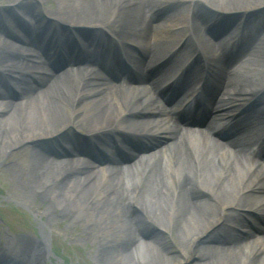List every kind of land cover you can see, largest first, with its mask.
<instances>
[{"label":"bare ground","instance_id":"obj_1","mask_svg":"<svg viewBox=\"0 0 264 264\" xmlns=\"http://www.w3.org/2000/svg\"><path fill=\"white\" fill-rule=\"evenodd\" d=\"M60 1V10L64 13L49 12L55 17L56 24L46 23L35 34L22 23L25 31L23 44L8 39L5 31L0 32V154L6 155L24 144H39L70 126L86 127L91 131L103 129L99 135L104 134L106 142H120L126 150L132 151L131 158L136 153L127 143L120 141L125 135L157 133L160 140L163 137L167 143L140 167L131 166L125 171L118 166L105 167V175L90 167L84 170L85 165L96 164L95 160L76 155L77 163L71 160L70 164H62L65 159L62 156L34 146L29 149V146L31 157L21 154L23 168H18L16 163L9 165L12 172L21 176L25 187L23 200L26 202L32 196H50L63 202L67 198L69 203L64 208L75 206L74 212L78 213L72 224L81 222L89 238L104 246L97 255L106 264L180 262L175 256L165 259L151 255V258L144 259L146 252L141 250L142 236L151 224L177 228L191 242H200L193 264H264V228H257L258 233L252 235L239 213V210L244 211L253 220L255 212L264 216V168L246 154L252 133L247 134L246 140L231 138L224 142L212 135V128L191 132L170 115L163 98L157 94L166 82L165 75L183 66V57L189 50L206 63L202 66L196 58L191 64L184 62L186 68L180 79L174 82L177 91L184 89L195 74H204L205 68L213 70L212 77H216V73L221 76L217 78L224 77L234 57L228 58L224 49L230 31H227V23L222 24L217 19L216 27L215 23L210 24L216 21L198 14L204 12H200L197 3L208 0H190L187 7L175 12L178 14L171 24L154 19L155 11L165 6L168 0ZM215 1L238 6L224 9L240 10L253 7L260 0ZM17 2L24 14L45 21L42 17L45 12L40 13L39 9L47 0ZM244 4L253 5L239 6ZM14 18L22 22L20 15ZM252 21L251 17L245 26ZM257 21L254 19L252 23L253 28H257L252 37L258 35L261 44L258 50L253 47L251 53L264 59V20ZM235 23L231 21V24ZM3 24L4 20H0V31ZM73 26H79L80 31L72 30L70 27ZM85 27L93 31H86ZM108 31L119 34L125 42L135 40L141 45L139 56L134 54L130 59H124L117 56L116 46L110 48L105 46L107 41L100 45L91 40V48L109 53L110 75L117 80H110L104 72L93 69L97 66L95 58H83L77 53V46L80 50L79 43L86 42V35L105 36ZM7 32L10 35V31ZM224 33L225 37L217 41L216 38ZM240 33H243L241 47H245L249 36L245 30ZM197 40L205 45H199ZM49 41L60 43L58 47H50V51L57 48L59 53L55 52L53 56H65L62 64L75 62L78 74L59 68L47 69L50 57L44 59L36 48L44 47ZM82 61L86 62V67L80 68ZM260 62L264 71V61ZM101 66L105 67L104 64ZM133 71L136 75L129 80L126 78L128 84L119 81ZM250 72L243 74L245 78L237 83L235 78L231 83L229 81V88L239 93L257 87L261 78L254 70ZM21 78L32 80L22 97L15 92L13 96L7 93L8 81L17 83ZM223 89L224 83L217 85L218 91ZM220 101L216 99L212 105L217 106ZM259 107H262L260 102L253 105L247 131L253 129L256 132L261 128L264 109ZM220 108L215 111L207 106V113L213 117L225 115ZM57 127L61 128L55 129ZM94 157L100 160L97 158L100 156ZM14 182H20V179H14ZM81 182L90 190L99 192L93 207L75 194L77 184ZM200 187L208 194L200 192ZM82 214L84 217L80 219ZM91 218L95 221L92 222ZM45 229L44 224L42 230L46 232ZM161 235L163 233L159 232L152 237L158 238L157 242L162 244ZM7 237L5 241L8 242L12 237ZM15 240L18 242L17 252L21 255L15 252L10 240V252L7 253L10 256L0 254V263L6 259L11 261L4 264H42L41 260L45 258L39 248L46 245L45 235L40 243L25 233L17 235ZM155 240L151 242L155 243Z\"/></svg>","mask_w":264,"mask_h":264},{"label":"rangeland","instance_id":"obj_2","mask_svg":"<svg viewBox=\"0 0 264 264\" xmlns=\"http://www.w3.org/2000/svg\"><path fill=\"white\" fill-rule=\"evenodd\" d=\"M222 2L223 1L217 2L215 0H208V2L206 3L209 6H214L217 8L238 7L236 5L234 6L227 4L225 5V3ZM60 3H61L60 0H47L46 3L42 4L43 5L42 8L44 9V12L46 11L47 13L54 10L64 13L60 10L61 8ZM187 3L189 2L187 1ZM256 3H257L255 4L256 6L254 5L253 7H259L261 5H264V0H260ZM181 5H182L181 0L180 1L171 0V2L168 5L167 13L164 14L163 18H165L166 21L170 22V20L173 19L176 14H178L173 12L179 10L180 9L179 7ZM248 5H253V4H244L239 6L246 7ZM198 6L203 7L204 13L211 12V9H209L206 5H203L202 3L198 4ZM227 10L229 9L227 8ZM0 11H4L6 13L9 12L15 13L16 11H18L17 0H0ZM40 11L43 10L40 9ZM232 11H236V10H232ZM19 13H21V11H19ZM22 16L24 17V20L30 22L32 25L35 24V21L31 17H28L24 14ZM1 17L6 18L8 29L10 28V30H12V34L13 32L16 34H20L21 27L19 25H21V23H17L16 20L11 19L7 15H3ZM51 20L52 19L50 18L49 21ZM16 43L21 44L19 42ZM42 59L43 58H41V60ZM33 62L37 63V61H33ZM60 128L61 127H57L55 129L59 130ZM74 129L86 132L85 130L87 128L75 127L67 132H71ZM58 141L53 140V138L51 137L47 140L40 141L39 144H33V145L24 144L18 147L15 146L16 148L11 150L8 154L3 156L0 154V244L2 247L8 248V242H10V240L14 242V239L17 236V234L21 233V229H23L24 231L22 233L31 235L32 237L35 238L39 237V239H41V235L39 234V224L43 223L48 228L46 232L50 234L49 240L51 239L52 250L55 254H57L59 257H62L64 259L65 263L63 264H100V263L106 264V262L100 258L101 256L98 257L97 255V252L103 249L104 246H102V244L101 246H99V243L96 239H95L96 242H94L92 238H89V234L87 233V231H84L81 222H78L76 225L72 224L75 223L72 220L73 219L74 221L76 220L75 218H73V215L76 214V212L74 213L75 206H69L68 208H64V205L69 203L67 198L63 199L62 202L61 200L57 201L56 198L54 199V197L51 198L50 196L47 198H42L41 196L39 197L32 196L25 202L23 200L25 187L21 181L22 180L21 176L16 175L14 172H12L11 167L9 166L12 163H16L18 168L20 166L23 168L24 163L20 159L21 154L28 155L29 157H31V153L29 149H32L33 146L42 150L48 149L52 151L55 150L58 151L59 149ZM108 144L107 142L103 143L105 148H109L107 147ZM109 145L115 146V144H109ZM115 152L116 150L113 149V153ZM18 154L20 155V157L18 156ZM120 162H122V158H120ZM127 167H129V164ZM100 170L101 169L98 168V171ZM14 179L16 181L20 179V182H14ZM77 186L78 188L77 190H75V194L77 195V197L81 199L82 196L83 201L87 200L85 202L93 207L95 204V198H97L99 192L90 190L89 188H85L84 187L85 184H83L82 182L78 183ZM202 189L203 188L200 187L199 191L202 193H207ZM205 197L207 198V196ZM49 201L52 203L49 204ZM41 213L42 215L44 214L45 218L41 215ZM239 213L242 216L245 227L247 225L248 230H252L253 232H255L254 231L255 229L253 228L252 224L246 221L247 215L240 210ZM77 215L78 213L75 216ZM83 217L84 214H82V217H80V219L81 218L83 219ZM29 220L31 221V223ZM91 220L92 222L95 221L94 218H91ZM159 232L163 233V235L160 236V238H162V244L157 242L158 238L152 237L154 234H157ZM236 232L241 233L238 231ZM7 236H9L10 238L12 237L11 239L8 240V242L5 241V237ZM143 236H142L143 238L142 241L144 242H142L143 245L141 247V250L143 251V253L146 252V256H143L145 260L151 258L150 257L151 255L154 256L158 255L165 259L167 257L175 256L181 260V262L178 263L174 261H170L168 264H193L195 262L193 260V257L196 255L200 242L198 241L191 242L190 238L188 239V236L186 237L185 234L183 235L182 232L180 233V231H178L177 228L172 227L171 229L170 228L168 229V227L166 228L164 224H162L161 226L158 225L155 226L154 224H151L149 225V230H147L146 234ZM152 239H156L155 240L156 242L155 243L151 242ZM15 245L17 247L18 245L17 241L15 242ZM9 251L10 250L8 249V252ZM43 256L45 257V260L44 259L41 260L42 264H58L54 260L52 254L43 253ZM98 260L100 261L99 263H97Z\"/></svg>","mask_w":264,"mask_h":264}]
</instances>
